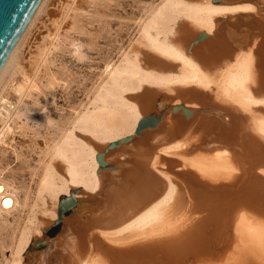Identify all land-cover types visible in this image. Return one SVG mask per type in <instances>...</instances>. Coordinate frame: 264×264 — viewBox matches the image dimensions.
<instances>
[{"label": "bare ground", "instance_id": "bare-ground-1", "mask_svg": "<svg viewBox=\"0 0 264 264\" xmlns=\"http://www.w3.org/2000/svg\"><path fill=\"white\" fill-rule=\"evenodd\" d=\"M47 2L0 74V155L13 153L17 163L24 155L16 138L43 118L28 107L48 99L43 75L59 84L56 55L85 53L67 25L72 15L87 16L91 0H70L49 14L31 64L21 61ZM138 26L148 66L134 48L105 65L70 128L46 141L36 191L22 195L11 168H0V232L9 231L0 264H27L32 246L35 264H264V0H162ZM180 105L191 115L173 111ZM153 110L160 115L144 116ZM152 114L160 122L138 137ZM228 193L227 202L211 197ZM63 196L79 200L69 218L80 215L62 233L64 218L62 234L49 239L40 210L51 201L59 214ZM50 219L55 225L57 212Z\"/></svg>", "mask_w": 264, "mask_h": 264}, {"label": "rangeland", "instance_id": "rangeland-1", "mask_svg": "<svg viewBox=\"0 0 264 264\" xmlns=\"http://www.w3.org/2000/svg\"><path fill=\"white\" fill-rule=\"evenodd\" d=\"M161 1L91 0L85 18L72 15L67 28L73 38L84 42L86 46L84 55L78 58L68 48H64L63 52L56 55L52 71L61 82L50 85L47 82L48 80L45 79V75H43L42 81L46 84L47 101H43L44 103L41 101L42 103L39 105H35L34 100L28 103V107L32 108V113L39 111L43 115V118L38 120V123L34 125V131L29 133L27 137L18 136L16 138L17 146L24 155L22 160L17 163L16 157L10 152L3 156L0 155V168H11L9 177L16 182L22 195L27 191L31 193L36 191L38 179L35 173L41 172V163L45 159L46 154L43 153L46 141L57 140L70 128L74 120V111L82 110L85 107L89 97L92 96L96 87L102 82L104 76H102L101 71L105 65L109 62L118 64L122 56L131 48H134L142 54L143 63L148 66L146 58L150 54V51L143 41L139 39L138 24L141 19H146ZM69 2L70 0H48L44 12L33 26L27 43H25L26 45H24L19 54L21 61L25 65L29 66L31 64V53L35 52L36 43L40 44L48 34V28L52 25L49 14L58 13L63 3L67 5ZM232 24L236 23L233 22ZM177 71L178 69L174 70V72ZM151 113L160 115L159 112L153 110L150 113L144 114V116ZM101 151L100 147L98 153ZM183 174L184 172L179 171L177 176L180 178L183 177ZM62 175H65V173L63 172ZM81 195L83 197L79 199L86 200L90 194L79 193L78 196ZM211 197L224 202L232 199L230 193L223 195L212 194ZM32 198L34 199V196ZM42 209L46 212L45 215H41ZM42 209L40 210L39 217L42 227L47 230L54 226V221L50 219V215L52 212H57L58 215V207L49 201ZM78 212L79 210L73 217L65 219L66 226L62 233L66 231L69 222L80 215ZM209 212L205 214L208 216ZM5 233L0 232V258H2L3 245L9 241L7 239L9 231ZM208 234L211 236L213 232L209 230ZM45 238L47 237L44 234L43 237L36 240L39 241ZM217 249H214L215 255L217 254ZM37 253L38 251L32 246L26 256L27 264L36 263L35 256H37ZM219 253V256L224 255V250L219 248ZM7 255L9 256L10 253ZM215 257L218 256L216 255Z\"/></svg>", "mask_w": 264, "mask_h": 264}, {"label": "water", "instance_id": "water-1", "mask_svg": "<svg viewBox=\"0 0 264 264\" xmlns=\"http://www.w3.org/2000/svg\"><path fill=\"white\" fill-rule=\"evenodd\" d=\"M42 1L43 0H0V74L26 32ZM221 1L222 0H213L214 3H220ZM240 1L251 2L252 0ZM205 38L206 34H203L198 39V42L203 41ZM180 109L184 110L186 115H191V110L186 108L185 105L173 107L174 112ZM160 119L161 118H158L155 114L145 117L141 121L136 135L140 137L145 130L155 129ZM132 139V137H128L124 142L130 143ZM121 143L122 142L111 144L110 149L120 146ZM98 161L102 168L108 166V163L105 161L104 153L98 155ZM233 192L235 193L236 190L234 189ZM217 193H220V191H217ZM78 207L79 200L75 196L72 198H65L61 201L58 214L59 219L56 224L47 231L49 239H54L61 233L65 225L64 218L71 216ZM48 245L49 243L44 241L37 246L38 249H44L47 248Z\"/></svg>", "mask_w": 264, "mask_h": 264}, {"label": "snow or ice", "instance_id": "snow-or-ice-1", "mask_svg": "<svg viewBox=\"0 0 264 264\" xmlns=\"http://www.w3.org/2000/svg\"><path fill=\"white\" fill-rule=\"evenodd\" d=\"M0 191H2V189H0ZM9 204H10V201H5V206L6 207L9 206Z\"/></svg>", "mask_w": 264, "mask_h": 264}]
</instances>
